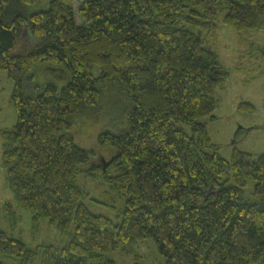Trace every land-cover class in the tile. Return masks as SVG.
I'll use <instances>...</instances> for the list:
<instances>
[{
    "label": "trees",
    "instance_id": "obj_1",
    "mask_svg": "<svg viewBox=\"0 0 264 264\" xmlns=\"http://www.w3.org/2000/svg\"><path fill=\"white\" fill-rule=\"evenodd\" d=\"M39 1L0 0V71L17 114L2 163L34 229L48 220L70 241L34 250L0 218V253L31 264L44 248L43 264H91L152 239L164 264H264V154L220 156L208 125L230 70L203 38L220 16L236 32L264 26V0H47L33 11ZM111 110L98 144L114 153L85 172L124 199L118 224L87 207L76 179L95 155L77 132Z\"/></svg>",
    "mask_w": 264,
    "mask_h": 264
},
{
    "label": "rangeland",
    "instance_id": "obj_2",
    "mask_svg": "<svg viewBox=\"0 0 264 264\" xmlns=\"http://www.w3.org/2000/svg\"><path fill=\"white\" fill-rule=\"evenodd\" d=\"M85 0H75L79 7ZM49 3L40 0L32 6V10H46ZM220 16L219 30L204 34L205 45L218 53L221 64L230 70V76L224 88L217 92L220 103L214 115L217 120L210 122L208 129L213 142L218 145V152L224 159L230 160L234 149L260 157L264 154V61L260 48L264 45V26L257 29H247L236 32L224 26ZM93 73L100 75L98 65L93 66ZM13 81L5 72L0 71V218L1 226L9 235L23 239L27 246L36 250L38 246H64L69 241L68 236H62L57 227L48 220L42 221L35 230L32 225V213L22 211L16 205L15 196L7 184V173L2 163V130L13 127L17 120L16 111L11 103ZM242 103H250L254 111H241ZM112 110L101 117V122L95 126H83L76 134V143L81 148L94 149L95 155L91 162L80 168L77 183L85 195V204L96 215L111 219L115 224L121 221L120 210L124 199L111 191L102 178H94L85 171L93 165L106 166L113 155V150L98 144V135L116 118ZM207 118L201 119L206 121ZM254 181L248 179L246 196L254 201L252 191ZM14 212L13 217L10 212ZM72 225L70 231L73 232ZM44 248H41L43 251ZM31 264H43V252ZM114 259L117 264H164L165 259L160 254L152 239L126 246L122 250L110 252L103 261H91V264H102L107 259ZM0 261L4 264H18L0 253ZM104 264V263H103Z\"/></svg>",
    "mask_w": 264,
    "mask_h": 264
},
{
    "label": "crops",
    "instance_id": "obj_3",
    "mask_svg": "<svg viewBox=\"0 0 264 264\" xmlns=\"http://www.w3.org/2000/svg\"><path fill=\"white\" fill-rule=\"evenodd\" d=\"M220 102H221V101H220ZM220 102H219V103H220ZM218 106H219V105H218ZM217 108H218V107H217ZM216 120H217V117H216Z\"/></svg>",
    "mask_w": 264,
    "mask_h": 264
}]
</instances>
